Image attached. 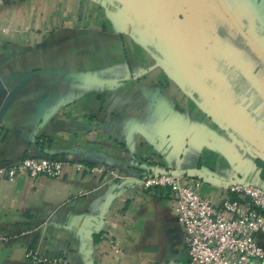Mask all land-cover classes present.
<instances>
[{"label": "crops", "instance_id": "obj_1", "mask_svg": "<svg viewBox=\"0 0 264 264\" xmlns=\"http://www.w3.org/2000/svg\"><path fill=\"white\" fill-rule=\"evenodd\" d=\"M26 157L65 165L0 176V264H86L90 239L93 264H189L141 180L264 188V0H0V168Z\"/></svg>", "mask_w": 264, "mask_h": 264}, {"label": "built area", "instance_id": "obj_2", "mask_svg": "<svg viewBox=\"0 0 264 264\" xmlns=\"http://www.w3.org/2000/svg\"><path fill=\"white\" fill-rule=\"evenodd\" d=\"M65 161L54 157H26L0 168V176L14 180L26 171L32 178L58 177ZM81 168V165H79ZM102 167L101 169H103ZM143 188H167L173 210L186 233L189 264H264V188L250 182L228 186L227 195L215 203L200 192L202 181L184 182L182 177L163 172L144 177ZM32 264H65L61 258H45L30 252Z\"/></svg>", "mask_w": 264, "mask_h": 264}, {"label": "water", "instance_id": "obj_3", "mask_svg": "<svg viewBox=\"0 0 264 264\" xmlns=\"http://www.w3.org/2000/svg\"><path fill=\"white\" fill-rule=\"evenodd\" d=\"M226 11L230 15V12L227 9H226ZM92 255H93V240L90 239L88 241V248H87V254H86V264H93Z\"/></svg>", "mask_w": 264, "mask_h": 264}]
</instances>
